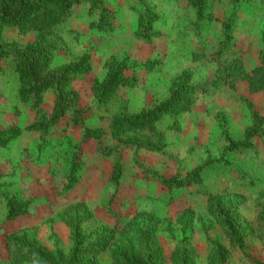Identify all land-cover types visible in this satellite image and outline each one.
Returning <instances> with one entry per match:
<instances>
[{
  "label": "rangeland",
  "instance_id": "rangeland-1",
  "mask_svg": "<svg viewBox=\"0 0 264 264\" xmlns=\"http://www.w3.org/2000/svg\"><path fill=\"white\" fill-rule=\"evenodd\" d=\"M35 34L0 23V140L16 134L0 147V264H264V90L240 74L264 52V0H207L203 19L188 0H77L48 73L90 68L39 104L15 62ZM112 59L139 70L103 105L93 88ZM183 72L199 89L154 123V149L112 136L114 117L164 102ZM13 199L28 206L9 218Z\"/></svg>",
  "mask_w": 264,
  "mask_h": 264
},
{
  "label": "trees",
  "instance_id": "trees-1",
  "mask_svg": "<svg viewBox=\"0 0 264 264\" xmlns=\"http://www.w3.org/2000/svg\"><path fill=\"white\" fill-rule=\"evenodd\" d=\"M77 0H0V23L16 27L21 32L33 31L37 35L36 40L27 45L24 51L15 57L16 67L20 73L23 86L28 84V92L37 96V104L41 100V91L53 84L56 79L58 82H65L76 75H82L90 68L88 61L82 59L79 63H70L60 68L62 73L59 77L48 73V67L52 58V52L56 44L50 38L58 24L63 21L64 15L69 11L71 5ZM188 3L196 9L200 19L204 18L207 7V0H188ZM103 18V17H102ZM103 24V22H102ZM15 42L11 43L14 46ZM0 45V54L3 48ZM14 50V47H12ZM215 53L222 55L221 49ZM17 52V51H16ZM200 57V56H199ZM159 61L156 62L158 64ZM235 62V61H234ZM228 61L216 63L217 72H221L227 66ZM139 65L129 63L122 59H112L106 64V76L100 82H96L93 88L94 95L99 103L107 105L114 97L115 91L120 87L131 88L135 85ZM145 70L153 71L154 64L145 66ZM17 70V69H16ZM241 79L245 80L250 93L264 90V52L261 55L260 63L249 71H241ZM193 79V75L183 72L175 77L169 86V98L151 109L136 115H120L114 117L110 125L111 134L119 141L130 143L137 148L154 149L153 137H159L155 124L162 115H177L190 110L194 95L199 89L198 84ZM0 140V147L16 136L15 133ZM254 133L248 131L243 141V146ZM96 138L102 135L98 130L91 131L89 136ZM200 168L192 171L193 182H200ZM12 206L8 208L9 218L16 217L25 213L27 202L9 201ZM23 209V210H22ZM108 239V238H107ZM105 240V238H102ZM102 249V248H101ZM99 249V251L101 250ZM34 248H31L33 254ZM35 254V253H34ZM76 255L72 254L74 261ZM49 256L45 257L48 260Z\"/></svg>",
  "mask_w": 264,
  "mask_h": 264
}]
</instances>
